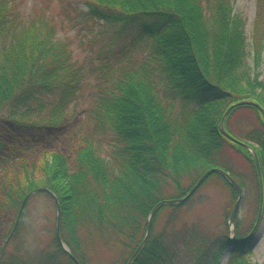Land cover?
Instances as JSON below:
<instances>
[{
    "label": "trees",
    "instance_id": "trees-1",
    "mask_svg": "<svg viewBox=\"0 0 264 264\" xmlns=\"http://www.w3.org/2000/svg\"><path fill=\"white\" fill-rule=\"evenodd\" d=\"M75 1L86 6L92 19L118 26L120 31L132 29L139 38L152 40L151 61L156 65L143 66L139 72L131 68L98 100L95 119L116 141L106 156L89 138L71 159L52 151L38 164H11L9 150L23 148L14 131L27 127L43 132L47 122L61 123L82 88L84 68L73 58L69 42L56 37V27L44 13L23 21L11 0H0V126L7 132V140H0V159L4 160L0 164L4 169L0 225L4 216L12 217L6 239L27 194L46 188L57 199L60 237L68 249L59 244L55 233L34 252L24 246L20 217L25 205L35 194L53 201L50 194L40 191L25 200L1 264H127L145 237L153 207L162 200L185 196L207 170L220 168L245 187L242 176L230 169L222 155L229 145L251 169L256 202L249 230L239 232L236 214L233 240H228L229 234L213 239L200 236L197 245L187 243L183 255L176 254L183 238L174 233L169 236L166 227L169 223L174 229L184 205L209 178L231 192L229 221L239 195L221 173L212 172L182 203L157 208L149 234L130 262L216 264L222 250L239 245L238 240L251 231L259 208L260 185L252 153L224 137L218 125L236 101L253 100L264 107L260 78L264 0H256L249 50L246 19L234 11L236 0ZM157 68L165 77L168 92L164 94L151 76ZM44 97L53 98L50 107L42 103ZM33 103L39 112L31 110ZM47 107L43 115L41 110ZM240 111L249 112L257 122L242 134L235 132L236 124L231 122ZM42 120L46 123L40 124ZM224 128L235 138L241 136L238 140L256 153L263 172L264 118L260 112L250 105L236 106L226 116ZM165 212L166 227L156 231V222Z\"/></svg>",
    "mask_w": 264,
    "mask_h": 264
},
{
    "label": "rangeland",
    "instance_id": "rangeland-1",
    "mask_svg": "<svg viewBox=\"0 0 264 264\" xmlns=\"http://www.w3.org/2000/svg\"><path fill=\"white\" fill-rule=\"evenodd\" d=\"M11 1L16 5L23 21L38 13H44L54 23L56 37L69 42L73 58L84 68L82 88L64 111L61 123L49 124L42 120L39 123L47 125L43 132L38 128L27 127L22 131H14L21 142L23 141V148L15 152L9 150L11 164H38L52 151L62 152L71 159L89 138H92L100 153L106 156L116 145V141L95 119L94 110L98 100L112 90L117 79L131 68L139 72L143 66L152 68L156 65V61H151L153 41L145 37L139 38L132 29L120 31L118 26L92 19L86 6L75 0ZM255 6L256 0H236L234 3V11L246 19L248 50L251 47ZM260 72V78L264 82V46ZM151 76L161 94L168 92L165 77L158 68L152 70ZM53 102L52 97H44L42 100L49 107ZM49 107L41 110L43 115L48 113ZM30 108L35 113L40 110L34 103ZM231 122L232 125L236 124L234 129L239 134L257 125L254 117L247 111H240ZM6 133L0 126V140H7ZM236 136L237 139H242L241 136ZM6 148L10 149L9 146ZM222 155L230 169L244 179L245 187L241 188L242 195L235 215L239 232H247L254 220L256 202L251 169L244 156L229 145L224 146ZM3 161L0 159V164ZM3 170L0 166V179ZM262 177L263 203L256 228L240 238L239 245L231 244L229 248L222 250L216 264L264 263V170ZM231 205L229 189L217 179L209 178L184 205L174 229L169 223L166 227L168 213L165 212L159 216L155 230L161 231L166 227L169 236L174 233L178 238H183V242H179L176 249V254L181 256L187 243L197 245L200 236L213 239L229 234L228 240H233V222L227 221V212ZM20 220L24 227V246L34 252L48 243L55 233L56 208L53 201L44 194H35L25 205ZM11 226L12 217L4 216L0 225V246ZM234 255H239L238 261H233Z\"/></svg>",
    "mask_w": 264,
    "mask_h": 264
},
{
    "label": "water",
    "instance_id": "water-1",
    "mask_svg": "<svg viewBox=\"0 0 264 264\" xmlns=\"http://www.w3.org/2000/svg\"><path fill=\"white\" fill-rule=\"evenodd\" d=\"M240 105H250V106H253L255 107L259 112L260 114L262 115V117L264 118V107L261 106L259 103L253 101V100H239V101H236L232 104H230L227 109L225 110L221 120H220V123L218 125V128H219V131L220 133L226 137L227 139H229L230 141L238 144V145H241L243 147H246L251 153H252V156H253V160H254V164H255V168H256V172H257V176H258V180H259V185H260V202H259V208H258V213H257V217H256V220H255V223H254V226L253 228L251 229V231H253L256 226H257V223H258V220H259V217H260V214H261V208H262V203H263V177H262V171H261V167H260V164H259V160L257 158V155L256 153L245 143H243L242 141L236 139L235 137H233L232 135H230L224 128V120L226 118V116L228 115V113L233 109L235 108L236 106H240ZM212 172H219L221 173L226 179L227 181L236 189L239 197L237 198V200L235 201L233 207H232V210H231V213H230V216H229V223H232L233 220H234V216L236 214V210L240 204V198H241V188L239 186V184L234 181L232 179V177H230V175L225 172L224 170L220 169V168H211L209 170H207L199 179L198 181L193 185V187L188 191V193L181 197V198H177V199H167V200H162L160 201L159 203H157L153 209L151 210L150 214H149V217H148V225H147V229H146V234H145V237L143 239V241L141 242V244L138 246V248L136 249V251L133 253L132 257L130 258V260L128 261L127 264H130L131 260L134 258V256L137 254V252L140 250V248L142 247L143 243L145 242L148 234H149V231H150V227H151V223H152V217L155 213V211L157 210V208L161 205H164V204H176V203H182L183 201H185L187 198H189L195 191L196 189L200 186V184L203 182V180ZM40 191H45L47 192L48 194H50L52 196V199L54 201V204H55V208H56V225H55V235H56V238L59 242V244L66 250L68 251V249L66 248V246L63 244V242L61 241V237H60V232H59V225H60V209H59V205H58V202H57V199L56 197L51 193V191H49L48 189L46 188H38V189H35L31 192H29L25 198V200L32 194L36 193V192H40ZM25 200L23 201L21 207H20V210H19V213L17 215V219H16V222L11 230V232L9 233L8 237L5 239L4 243H3V246L1 248V251H0V264H1V260H2V255H3V251H4V248L6 246V244L8 243V241L10 240L12 234H13V231H14V228H15V225L17 224V221L19 220V216H20V213H21V210L23 208V205H24V202Z\"/></svg>",
    "mask_w": 264,
    "mask_h": 264
}]
</instances>
